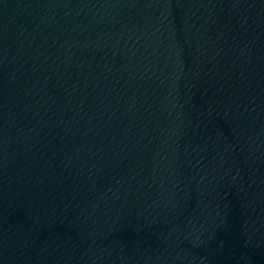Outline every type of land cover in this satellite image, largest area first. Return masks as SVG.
Wrapping results in <instances>:
<instances>
[{
    "label": "water",
    "instance_id": "obj_1",
    "mask_svg": "<svg viewBox=\"0 0 264 264\" xmlns=\"http://www.w3.org/2000/svg\"><path fill=\"white\" fill-rule=\"evenodd\" d=\"M264 156V0H0V264H221Z\"/></svg>",
    "mask_w": 264,
    "mask_h": 264
}]
</instances>
